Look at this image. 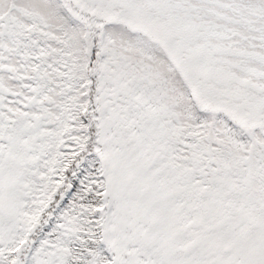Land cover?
Instances as JSON below:
<instances>
[{
  "label": "snow or ice",
  "instance_id": "1",
  "mask_svg": "<svg viewBox=\"0 0 264 264\" xmlns=\"http://www.w3.org/2000/svg\"><path fill=\"white\" fill-rule=\"evenodd\" d=\"M0 264H264V0H0Z\"/></svg>",
  "mask_w": 264,
  "mask_h": 264
}]
</instances>
